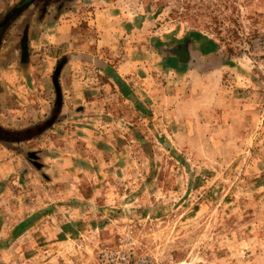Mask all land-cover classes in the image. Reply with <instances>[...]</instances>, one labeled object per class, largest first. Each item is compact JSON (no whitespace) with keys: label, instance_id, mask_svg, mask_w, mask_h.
<instances>
[{"label":"rangeland","instance_id":"374dc122","mask_svg":"<svg viewBox=\"0 0 264 264\" xmlns=\"http://www.w3.org/2000/svg\"><path fill=\"white\" fill-rule=\"evenodd\" d=\"M125 234L264 264V0H0V264Z\"/></svg>","mask_w":264,"mask_h":264},{"label":"built area","instance_id":"2783aa9c","mask_svg":"<svg viewBox=\"0 0 264 264\" xmlns=\"http://www.w3.org/2000/svg\"><path fill=\"white\" fill-rule=\"evenodd\" d=\"M139 245L129 234L97 245L98 264H160L150 254L139 250Z\"/></svg>","mask_w":264,"mask_h":264},{"label":"water","instance_id":"95a60500","mask_svg":"<svg viewBox=\"0 0 264 264\" xmlns=\"http://www.w3.org/2000/svg\"><path fill=\"white\" fill-rule=\"evenodd\" d=\"M10 17V15L7 17V19ZM7 19L4 21V23L7 21Z\"/></svg>","mask_w":264,"mask_h":264}]
</instances>
